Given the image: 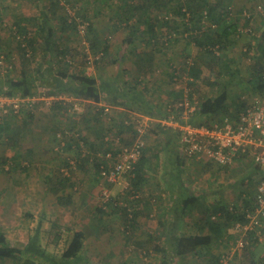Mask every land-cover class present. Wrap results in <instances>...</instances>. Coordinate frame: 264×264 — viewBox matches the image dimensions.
Listing matches in <instances>:
<instances>
[{
    "label": "rangeland",
    "instance_id": "374dc122",
    "mask_svg": "<svg viewBox=\"0 0 264 264\" xmlns=\"http://www.w3.org/2000/svg\"><path fill=\"white\" fill-rule=\"evenodd\" d=\"M57 1L66 12H59L56 19L50 17V25L57 32L59 49L67 48L66 62L73 73L83 72L97 80L116 77L125 90L129 91L135 86L140 88L145 99L158 104L161 112L162 102L173 106L180 99L181 95L175 91L173 75L178 74L180 80L186 74L190 75L187 62L193 65L191 68L198 67L203 74L202 81L195 82L196 86H193L199 109L206 99L226 91L230 98L228 111L235 113L245 102V97L257 93L254 83L258 73L255 74L252 65L259 55L264 71V55L257 49L264 28L256 25V22L252 25L256 37L240 36L243 40L237 45L231 41L224 42V46L217 43L220 49L219 55H215L213 50L211 54L207 51L216 46L204 47L191 41V35L202 41L206 35L213 37L210 30L214 22L211 18L205 20L204 16L193 19L189 13L180 16L179 5L186 0H173L167 10L158 14L153 26L162 31H157L159 35H152L148 30L145 17H150L151 13L148 10L142 11L140 6L143 0ZM199 1L202 4L207 2ZM262 3L264 0H251L249 4L241 2L238 9L232 4L230 10L227 7L220 13H234L239 26L246 27L250 23L242 16L243 11L248 9L255 20L258 17L264 24V17L256 13L257 6ZM42 5L43 8L38 0H0V59L4 57L5 65L12 66L9 72L0 67V78L21 77L22 54L18 49V25L26 30L24 42L31 55L27 38L37 33L42 12L51 16L50 10L44 9V6L49 8L48 3ZM60 16H68L69 22H79L78 30L71 27L64 29ZM85 17L89 19L86 22L92 24L100 46H108L106 53L99 52L98 56L92 53V39L87 36L86 25L82 23ZM215 26L214 30H218L217 24ZM171 28L173 31L170 33L166 31ZM130 34L134 35V40L127 44ZM217 56L221 58L220 61L216 60ZM167 57L169 63L163 64L162 58L166 60ZM32 58L34 60L27 65L30 70L43 67L45 58L42 51H38ZM36 86L34 96L38 101L34 105L32 120L25 122L28 114L16 116L10 113L11 117H7L0 110V233L5 235L11 245L27 243L40 226L44 248L53 255L61 256L73 234L82 230L86 234L82 258L88 264H161L162 256L154 251V247L165 241L163 237L161 239L163 231L159 222L164 213V195L168 190L174 189L177 192L178 185L184 183L193 192L203 194L199 209H207L217 203L238 207L245 205L249 199L254 201L257 183H247L248 176L254 177L256 172L252 162L238 161L230 167L218 168L202 160L190 163L187 170L176 175V170L167 163L163 152L164 138L152 130L147 152L152 156L156 151L160 153L154 159L155 163L151 164L153 182L157 188L158 182L154 178L158 176L160 190H153V186H149V190L145 191L147 195L143 190L136 193L147 204L141 210L136 226L127 227L120 212L106 206L103 192L108 191L113 201L121 207L134 206L135 194L123 192L120 185L106 184L97 169L103 160L102 156L110 148H115L117 140L123 144L125 136L131 137L132 132L125 130L123 124L125 119H129L127 109L109 102L105 95L101 103L111 106L107 116L99 104L76 97L58 108L56 105L59 103L48 105L39 98L44 94L46 97L52 96L49 89L42 87L40 82ZM74 105L78 106V111L74 110ZM212 118L209 116L201 119L196 116V122L209 123ZM5 123L10 124L11 130L5 129ZM58 134H62L65 143L74 140L79 143V147L80 142L85 147H63ZM71 161L76 163V168H72ZM65 177L70 178L71 182L61 193L66 200V204L61 205L50 189L55 179ZM243 181L247 184L242 186ZM199 209L183 222V235L189 236L199 231V220L204 215V211ZM233 243L234 235L229 229L226 239L213 246L212 256L196 258L189 255L181 259L180 263L210 264L220 254L228 253L227 246ZM249 247L251 250L245 249L240 257L235 258L240 264H244L245 258L250 255L257 259L264 257V243L258 242ZM24 263L25 259L8 262ZM0 264L4 263L0 261Z\"/></svg>",
    "mask_w": 264,
    "mask_h": 264
},
{
    "label": "trees",
    "instance_id": "16d2710c",
    "mask_svg": "<svg viewBox=\"0 0 264 264\" xmlns=\"http://www.w3.org/2000/svg\"><path fill=\"white\" fill-rule=\"evenodd\" d=\"M41 3V7L43 8V3H48L49 8L44 6V9L50 10L51 16L48 14L45 15V12H42L41 21L38 27L37 33H35L34 37L27 38V44L29 50H31L32 54H37L38 51L43 52V56L45 58V63L43 67H37L35 70H30L27 66L29 62L34 60L33 55L29 53L27 47L23 48L21 43H18L19 52L22 54V74L19 78H0V97L7 98H15L18 96L21 97H32L36 92V85L40 82V85L44 88L49 89V93L51 95L61 94L66 96H72L76 98L85 99L87 101L100 104L103 100V95L105 98L112 103H115L119 106L128 107L132 111L137 114H141L149 117L156 118H165V113L157 114L156 107L144 100L143 95L137 92L136 86L134 88H130V90H125L123 85L118 83V78L114 77L109 80H97L93 76H88L83 72L73 73L69 69V63L66 62L67 59V48L61 50L59 49V45H57L56 35L57 32L50 25L51 19H53L59 15V12H66L65 8L60 6V3L57 0H38ZM173 0H143L141 5L142 11H150V17H145L147 25L149 26V31L152 35L155 34L154 31V22L157 21L158 14L164 10H167L170 2ZM150 2V3H148ZM138 9V8H137ZM216 10L215 6H212L210 3L205 2L204 4L200 3L199 0H186L185 3L179 5V14L180 16H186V13L193 16V19H196V16H199L198 19L204 16V13L208 15L209 18L212 19L214 24H217L218 30L211 29L213 33L204 37L203 41L198 39V37L190 36V39L193 43H197L199 46H216V44H220L224 46V42H228L230 40L231 35H233L234 25H229L226 22L228 21L229 14L221 15L219 18H214V12ZM44 13V14H43ZM63 21L64 29H74L78 30L79 22L73 21L69 22L68 16L64 18L60 16ZM86 18V19H85ZM83 18L86 25L87 36L91 37L92 41L90 42V47L94 56H98L100 53H106L108 51V46L106 45L102 48L99 44L97 36L95 37L93 32V26L89 22L87 17ZM32 21V20H31ZM139 21V20H138ZM83 23V24H84ZM226 25V26H225ZM19 30L18 33L22 36L26 37V30L20 25H18ZM230 29V30H229ZM189 30V29H188ZM187 30V32H188ZM185 31V33H187ZM236 33V32H235ZM218 40H216V38ZM223 38V39H222ZM26 39V38H25ZM15 40V39H14ZM134 40V35L130 34L127 38L126 43L131 44ZM258 52L261 55H264V32L259 39V44L257 46ZM209 54L211 52L207 51ZM32 58V59H28ZM217 61H220V57H216ZM257 79L254 83V89L256 92H264V71L262 66L260 65V56L256 62L252 65ZM190 76L195 80V82L202 81V71L198 67H193L189 69ZM263 72V73H262ZM262 73V74H261ZM196 83H192L193 86H196ZM258 90V91H257ZM229 94L226 91H223L219 95L213 98H208L206 101L200 106V109L196 116L201 119L205 117H217L222 114H230L229 113ZM58 108H62V105H56ZM244 106L242 104L241 108ZM165 110V109H164ZM13 114V113H12ZM28 114L25 122L27 120H32L34 116L31 112H27V110H21L20 115ZM17 116V115H16ZM7 117H11L8 115ZM193 124L201 125L202 121L196 122V119L193 121ZM5 129H10V124L5 123ZM11 130V129H10ZM125 130L132 132V128H125ZM161 137L164 138L163 143V152L166 155L167 163L171 166V168L175 171L176 175H180L183 173V158H181V154L179 152L180 147V133L173 131L169 128H163L160 125H156L155 129ZM130 137V136H129ZM125 136V140H123V145L128 146L131 143L130 138ZM13 138V137H12ZM81 141V140H80ZM73 145L79 147V143L74 140L67 142L66 147L72 149ZM80 148V147H79ZM159 152L156 151L152 156L145 151L141 160L136 166L135 170V179L132 181V190H130V195L135 194L137 196L141 192V188L146 183V171L145 168L152 160L157 159L159 156ZM151 156L152 160H149L148 157ZM243 162V161H239ZM69 166V165H68ZM151 168L152 166L149 165ZM99 165H97V169L99 170ZM255 174L253 176H248L247 183L251 185L252 183H258L261 179V170L257 166H255ZM179 173V174H178ZM178 178V177H176ZM51 186V192L56 195L58 201L61 205L66 204V200L61 193L65 190L66 186L71 182L70 178H58L55 179ZM182 180V179H179ZM53 182V179H51ZM245 181L242 182V186L245 185ZM246 183V184H247ZM181 184V188H180ZM178 185L177 192L174 189L168 190L170 193V207L165 210L159 225L161 226V239H165L164 243L156 244L154 247V251L162 256L161 264H181L180 260L186 258L189 255L196 256V258L202 256H212V248L217 243L223 242L228 234V231L233 223L235 222H245V217L236 213L234 207V211L230 210L229 205L217 203L214 206L207 209H199V204L203 196L201 194L193 193L187 185L184 183H180ZM183 184V185H182ZM186 189V190H184ZM128 192V193H129ZM184 195L182 196V194ZM138 193V194H136ZM180 195H179V194ZM188 195H185L187 194ZM179 195V196H176ZM134 196V197H135ZM68 200V199H67ZM136 203L134 206H119L116 201L108 202L106 206L114 208L118 213L120 212L122 219L127 227H134L137 223V218L139 214H141V210L146 206L147 203L144 202L142 198L134 199ZM253 200H247L245 202L246 207H250L252 205ZM118 207V208H115ZM197 209L199 211H204V215L200 218V229L197 233L191 234L189 236L182 234V225L185 219L191 216ZM216 216L219 217L217 221L212 218ZM230 236V240H231ZM228 239V238H227ZM86 242V234L82 230H78L73 234L72 240L67 247V249L61 254V256H56L48 252L42 242H41V228L40 226L36 228L33 235L29 237V240L25 244H17L11 245L4 234L0 233V261L4 264H8V262H13L15 259H25L24 264H88L83 258L82 253L85 248ZM231 243V242H229ZM258 243V240H251L250 245L253 246ZM227 244V243H226ZM229 245V244H228ZM229 247L227 246V250ZM248 251L251 250V247L246 248ZM250 254V253H249ZM223 254H220L214 261H211L210 264H215L219 261ZM179 259V262H178ZM244 264H264V257L262 259H257L254 256L250 255L248 258H245Z\"/></svg>",
    "mask_w": 264,
    "mask_h": 264
},
{
    "label": "built area",
    "instance_id": "2783aa9c",
    "mask_svg": "<svg viewBox=\"0 0 264 264\" xmlns=\"http://www.w3.org/2000/svg\"><path fill=\"white\" fill-rule=\"evenodd\" d=\"M256 13L258 16L264 17V3L257 6ZM230 16L234 17L235 14L230 12ZM242 17L250 23V26H239L236 35L238 37L243 35L256 37L257 34L252 28L256 21L251 11L244 10ZM204 19H209L206 12ZM211 27L216 28L215 24ZM24 39V36L17 35L18 42L23 48H26ZM219 49V46H216L214 49L208 50L210 52L213 50L215 55H219ZM187 64L189 69L193 66L189 62ZM0 67L4 68L6 72L12 69L11 64L5 65L4 57L0 59ZM173 80L175 91L181 95L180 99L173 106L165 107V118L149 117L137 113L129 115V119H125L123 124L125 128L133 130L131 143L124 146L120 140H117L115 148H110L102 156L103 160L99 167L100 178L108 185H120L123 192L132 190L136 166L148 148L150 131H154L156 125L180 133L179 152L186 160L199 162L204 160L218 168L230 167L240 160L246 163L252 162L260 168L262 175L257 183L255 199L250 207L241 204L235 209L231 206L230 210L234 211L235 209L236 213L244 216L245 222L232 224L230 231L234 235V243L230 244L229 252L222 255L215 263L240 264L235 258L242 255V252L250 246L251 240L255 239L264 243V92H257L249 98L245 97L244 106L235 113L211 116L213 118L209 123L196 125L192 123L199 111V103L192 85L195 80L187 74L182 80L179 79L178 74H175ZM39 98L47 102L48 105L59 103L64 106L75 100L71 96L61 94L48 97L44 94ZM36 101L38 98L35 96L0 97V110L4 116H8L10 113L19 115L23 109L32 113ZM99 105L103 108L104 115L107 116L111 106L106 103ZM74 110L78 111V106L74 105ZM58 138L63 141L62 146L66 147L62 134H58ZM80 147L84 148L85 144L80 142ZM70 165L72 168H76L75 162L71 161ZM65 175L68 173L65 172ZM103 198L105 203L112 201L108 191L103 192ZM137 198L139 195L133 197V199ZM218 218L214 216L212 219L217 221Z\"/></svg>",
    "mask_w": 264,
    "mask_h": 264
},
{
    "label": "crops",
    "instance_id": "0c3cea01",
    "mask_svg": "<svg viewBox=\"0 0 264 264\" xmlns=\"http://www.w3.org/2000/svg\"><path fill=\"white\" fill-rule=\"evenodd\" d=\"M207 2L208 3H210L212 6H215L216 7V10H215V12H214V18H219V17H221V15H225V14H221L220 13V11L221 10H224V8H227V9H229L230 7H231V5L233 4V7H235V8H239V5L241 4V2L242 3H244V4H249L250 2H251V0H248L247 2H244L243 0L241 1V0H207ZM230 6V7H229ZM248 7V6H247ZM227 14H229V17H228V21L226 22V25H227V23L229 24V25H234L232 28H234L233 30H234V32H233V35H231V37H230V40L229 41H231V43H233V44H239L240 43V41H242L243 40V38H241V37H238L237 35H236V31H237V29H238V27H239V24H238V22H236L235 21V19H234V17L233 18H231V16H230V13H227ZM261 17V16H260ZM230 20V21H229ZM239 21V20H238ZM256 25H258V26H260V27H262V28H264V24L263 23H261V20H260V18H256ZM225 25V26H226ZM148 26V25H147ZM149 27V26H148ZM255 28H257V27H255ZM155 29V35H159L160 33L159 32H157V31H159L160 29H158L157 27H155L154 28ZM148 30H149V28H148ZM163 30V29H162ZM230 30V29H229ZM161 31V30H160ZM166 31H168L169 33H170V31H173V29L171 28V29H168V30H166ZM264 31V30H263ZM162 32V31H161ZM237 36V37H236ZM218 38L219 37H217L216 38V40H218ZM220 39V38H219ZM223 39V38H222ZM159 45V44H158ZM162 63L163 64H168L169 63V59H168V57H167V59L165 60L164 58H162ZM158 65H160V64H158ZM128 85V84H127ZM137 88V87H136ZM137 92L138 93H140L141 95H143V93L141 92V90H140V88H137ZM144 97V96H143ZM144 100H146L145 99V97H144ZM146 101H148V100H146ZM149 102V101H148ZM150 103H152V102H150ZM153 104V103H152ZM155 107H156V111H157V114L158 115H160L161 113H165V107L167 106L166 105V103H164V102H162V104H161V108H162V112H161V110H159V107H158V104H153ZM126 109H127V112L131 115V114H134V113H136V112H134V111H132L131 109H128V107H125ZM160 108V109H161ZM46 146H47V144H46ZM152 157L151 156H149L148 157V159L149 160H152L151 159ZM181 158H183V161H184V163H183V167H182V169L183 170H187V166H189L190 165V163H199V161H195V160H186L183 156H181ZM46 160H48V158H46ZM158 162V161H157ZM156 162V163H157ZM155 163V160H152V162L151 163H149V165H151V164H154ZM210 164V163H209ZM149 165H147V167L145 168V171H146V173H147V175H146V183H144V186L141 188V190H143L144 192V194H145V191L147 192V190H149V186H153L152 187V189L153 190H160V180H158V176H155V181H157L158 182V187L156 188V186H155V184H154V182H153V178H152V176H151V167L149 166ZM160 165H161V161H160ZM212 165V164H211ZM152 166V165H151ZM155 167H156V165H154L153 166V169H155ZM163 168V167H162ZM161 175V174H160ZM156 188V189H155ZM172 191V190H171ZM192 191V190H191ZM157 192V191H156ZM173 192V191H172ZM193 192V191H192ZM158 194L160 193L159 191L157 192ZM170 193L171 192H168L167 191V193H166V195H164V198H165V202H164V210L163 211H165L166 209L168 210L169 209V207H170V200H169V198H170ZM193 193H195V194H198L197 192H193ZM206 193V192H205ZM207 194V193H206ZM145 195H147V194H145ZM202 196H203V194H201ZM155 211V210H154ZM156 212V211H155ZM165 213V212H164ZM139 218H141V216L139 217Z\"/></svg>",
    "mask_w": 264,
    "mask_h": 264
}]
</instances>
